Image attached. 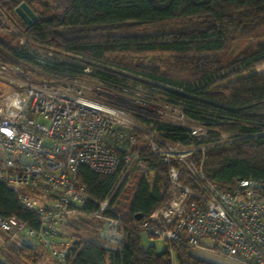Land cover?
I'll list each match as a JSON object with an SVG mask.
<instances>
[{
    "label": "trees",
    "instance_id": "16d2710c",
    "mask_svg": "<svg viewBox=\"0 0 264 264\" xmlns=\"http://www.w3.org/2000/svg\"><path fill=\"white\" fill-rule=\"evenodd\" d=\"M21 3L35 13L29 24L15 12ZM0 9L27 43L12 46L0 35V48L10 56L58 78L81 77L87 66L91 76L110 88L177 107L185 118L207 130L205 136L194 139L198 145H207L193 153L203 177L223 190L232 188L237 179H254L261 183L264 196V71L254 70L264 62V0H0ZM233 43L239 51L230 55L228 48ZM35 45L50 46L66 58L53 59L50 65L37 64L27 50ZM122 54H161L165 59L161 58L160 70L159 66L139 68L110 58ZM154 125L169 142L192 143L189 131L181 125ZM220 133L233 140L213 143ZM134 136L136 143L129 151L137 153L136 161L150 176L140 175L136 183L128 216L123 219L122 243L113 248L82 239L75 231L81 224L89 222L92 229L85 233L98 238L100 222L76 213L64 223L73 232L60 231L71 237L64 264H172V254L177 264H214L195 255L193 250L201 248L177 241H169L162 251L141 244L142 219L165 204L170 191L168 164L149 150L140 134ZM126 152H118L120 162L113 174L79 166L77 179L91 197L84 210L93 211L94 200L105 199L117 187L118 192L122 189L126 182L118 177ZM134 167L124 173L130 175ZM191 178L184 171L181 182L194 186ZM0 215H15L33 228L38 226L36 214L25 209L15 191L3 182ZM39 246L4 239L5 252L17 259L14 264L36 263ZM4 258L0 264H12Z\"/></svg>",
    "mask_w": 264,
    "mask_h": 264
},
{
    "label": "built area",
    "instance_id": "2783aa9c",
    "mask_svg": "<svg viewBox=\"0 0 264 264\" xmlns=\"http://www.w3.org/2000/svg\"><path fill=\"white\" fill-rule=\"evenodd\" d=\"M27 50L37 64L50 65L53 60L41 54L54 52L50 46ZM7 72V65L0 62V78L14 86L0 96V182L38 218L33 228L15 215H0V230L7 241L41 245L64 264L71 240L60 231L66 218L81 213L100 222V240L119 247L124 217L113 207L111 194L94 200L93 211L84 210L91 197L77 172L86 165L96 173L113 174L120 162L118 152L127 151L118 177L126 182L130 175L124 172L141 165L137 153L129 151L138 133L149 150L168 164L170 191L168 201L142 219L141 230L167 242L210 249L241 264H264V196L259 181L240 178L223 190L206 180L193 162V153L207 145L169 142L153 122L137 115L146 111L145 106L125 93L77 83L30 82ZM188 123L190 142L206 135L205 127ZM229 136L220 134L218 140ZM184 171L194 186L181 182ZM205 237L212 238L214 245L206 246Z\"/></svg>",
    "mask_w": 264,
    "mask_h": 264
},
{
    "label": "rangeland",
    "instance_id": "374dc122",
    "mask_svg": "<svg viewBox=\"0 0 264 264\" xmlns=\"http://www.w3.org/2000/svg\"><path fill=\"white\" fill-rule=\"evenodd\" d=\"M1 17L2 18H0V35L4 36V40L6 42H10V44L12 46H15L16 43H18L20 45L27 44L26 42L24 43V40H25L24 36L21 37L19 35V32L17 33V27L12 23V21H10L6 15L5 16L2 15ZM12 35H15L16 37H14L12 41H9V40L7 41V39L12 37ZM27 46L28 45H26L25 47L27 48ZM1 50H3L4 54H2L0 56V62H3L7 65L8 76H16L17 78L24 79V80H27L30 82H45L46 81V82H54V83H59V84L77 83V84L85 85L89 88L107 89V90H113V91L122 93L121 91H117L113 88H110V87L104 85L103 83L99 82L98 80H96L93 76L90 75V73H89L90 69L87 66L83 69V71L85 69H88V71L87 72L84 71V74L81 77L73 78V79L58 78V77H54V76H51V75L45 73L41 69V67L36 65V64L18 60L16 58L10 56V53L5 51L4 49H1ZM237 51H239V48H238V45H236L235 43H233L228 48V52L230 55L237 53ZM49 53H50V55H49ZM41 54H43L45 57L56 59V60H64L66 58L60 52L58 53V51L48 52V53H47V51H42ZM110 58H112L116 61H119L120 63L126 64L128 66L139 65V68L147 67V66H149V67L159 66V68L161 70V58H162V60H164L165 56L161 57V54H143V55L122 54V55H117V56H111ZM15 68H17V71L13 70ZM113 68H116V69H119L121 71L128 73V71L123 70L121 68H117V67H113ZM254 70L257 72L264 71V62H261L260 64H258L254 68ZM13 89H14V86L12 84L8 83L7 80H5L3 78H0V96L10 92ZM125 95L134 97L139 102H141L145 106L144 109L146 111H142V112L138 113L137 115L145 116V117H147L146 119H148L149 121H151L153 123L156 122V123L181 125L182 127H184L187 130L191 127V125L188 123L189 119L185 118L180 113L179 109L175 106L168 105V104H165V103H162V102L150 99V98H146L139 93H135V94L126 93ZM220 134H224V133H220ZM220 134H219L218 138L220 137ZM218 138L215 139V141L213 143L218 141L219 143H215V144H224V143H228V142L233 140L231 138V135L227 138H221L220 140H218ZM191 142L194 146H198V144L195 143V140H192ZM195 152H197V151H195ZM145 174L150 176V172L145 170L143 164H141V165L135 164L133 171L130 173V178H128V180H126V183L124 184L122 189L118 192V187H117V188H115V190L111 194L113 207L115 208V210L117 212H119L124 217V219L128 216V206H129L130 199L132 197V193H133L134 188L136 186V183H137L140 175H145ZM147 180L150 181V177H148ZM68 218H66V219H68ZM63 226H64L65 232H69V233L73 232V228H69L65 224H63ZM89 228L92 229L91 224H89V222H85V223L81 224L79 229H77L75 231L82 239H90L92 241H95V242H98L102 245H105L106 247H112L110 244L100 240L99 238H97L93 234L85 233L86 230H88ZM5 236L6 235L0 230V244L4 242ZM70 238L71 237H68L69 240H71ZM140 239H141V244L144 247L152 245L155 247V249L157 251H162V250L166 249L168 246V242L166 240L158 239L155 237H150L144 231L140 232ZM202 241L206 246H213L214 245V240L212 238L205 237V238H203ZM1 247L5 249L4 246H1ZM201 250L202 249H200V250L195 249V250H193V252L195 253V252H197V251L199 252ZM203 250H206V249H203ZM210 253H208V254L210 255ZM3 255H4V257L7 256L8 259L12 262V264H14L15 261L17 260L14 254L5 253V250H4ZM0 259L3 260L2 254L0 256ZM171 262H172V264H177L173 254L171 255Z\"/></svg>",
    "mask_w": 264,
    "mask_h": 264
},
{
    "label": "crops",
    "instance_id": "0c3cea01",
    "mask_svg": "<svg viewBox=\"0 0 264 264\" xmlns=\"http://www.w3.org/2000/svg\"><path fill=\"white\" fill-rule=\"evenodd\" d=\"M1 246H4V242L0 244V247ZM1 248H0V256L2 254V257L4 260L3 253H4L5 249L4 248L1 249ZM198 250H200V249H198ZM38 253L39 254L37 256V261L34 264H60L52 257V255L49 253V251L46 248L39 246L38 247ZM208 253H210V251L207 250V252H206V250H201L199 252L198 251L195 252V255H197V256H199V257H201V258H203L209 262H212L214 264H241V263L235 262L231 259L220 256L218 254H215V253L213 254L211 252L212 254L210 253V255H209Z\"/></svg>",
    "mask_w": 264,
    "mask_h": 264
},
{
    "label": "water",
    "instance_id": "95a60500",
    "mask_svg": "<svg viewBox=\"0 0 264 264\" xmlns=\"http://www.w3.org/2000/svg\"><path fill=\"white\" fill-rule=\"evenodd\" d=\"M15 12L26 24H29L32 20L35 19V13L25 3L19 4V6L15 8ZM136 218L140 219L141 215H137Z\"/></svg>",
    "mask_w": 264,
    "mask_h": 264
}]
</instances>
